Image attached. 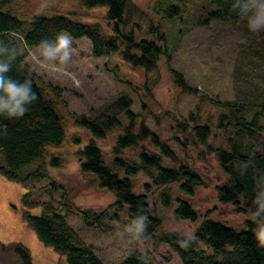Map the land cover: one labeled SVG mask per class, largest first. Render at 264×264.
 Returning <instances> with one entry per match:
<instances>
[{
	"label": "rangeland",
	"instance_id": "rangeland-1",
	"mask_svg": "<svg viewBox=\"0 0 264 264\" xmlns=\"http://www.w3.org/2000/svg\"><path fill=\"white\" fill-rule=\"evenodd\" d=\"M126 1L129 9H134L127 30L135 27L137 37L154 40L147 32L149 27H155L165 37L168 56H162L149 72L131 68L118 55L93 58L88 40H72L64 34L59 40L67 41V46L59 52L57 48L48 51V56L44 50L19 47L38 85L54 103L64 130L59 147H47L43 161L20 171L21 178L36 177L28 179L25 189L0 175V244L22 245L29 252L31 264H66L64 257L38 241L25 222L26 214L41 215L43 203L65 215L67 224L84 244L94 249L102 264H121L133 253L144 255L150 264H181L159 238L175 235L185 243L192 241L205 220L240 231L251 219L235 207L218 202L217 189L227 176L214 154L195 143L191 127L208 126L211 136L207 144L212 149L227 150V139L233 136V131L224 126L219 128L218 117L226 113L224 103L238 104L244 109L246 123L257 117L263 126L264 141V0H254L251 11L237 24L211 22L202 26L198 23L214 10L205 0ZM170 6L178 7L179 15L166 19L162 11ZM2 11L24 23L17 35L20 40L33 18L39 16H66L110 32L105 22L106 8L84 9L80 0H5ZM64 56L66 60L61 59ZM172 72L182 75L193 93H182L174 84ZM122 98L129 106L119 110L116 104ZM129 115L134 116L135 128L144 125L174 155L175 163L161 157L162 166L171 169L183 165L201 182L189 199L181 194L180 184L154 186L151 176L143 173L130 178L133 193L144 196L151 215L161 221L155 238L145 241L138 238L144 230L143 222L130 220L125 211L112 219L115 212L108 208L115 197L99 190L91 177L80 173L77 157L93 141L109 165L116 138L129 126ZM106 116H113L119 128L110 130L101 140H94L74 122L78 118L101 122ZM140 147L126 149L120 157L138 162ZM145 147L150 154L160 156L148 143ZM52 158L58 159V168L47 166ZM3 165L0 152V166ZM41 167L47 179L39 177ZM51 181L63 187L64 202L60 191L51 197L48 194ZM28 191H31L29 200L37 204L32 209H25L22 202ZM177 201L191 206L198 215L196 222L175 216ZM78 212H89V223L99 215L104 216L99 224L87 227ZM255 232L264 240V219L256 224ZM0 264L20 263L15 256L0 253Z\"/></svg>",
	"mask_w": 264,
	"mask_h": 264
},
{
	"label": "trees",
	"instance_id": "trees-1",
	"mask_svg": "<svg viewBox=\"0 0 264 264\" xmlns=\"http://www.w3.org/2000/svg\"><path fill=\"white\" fill-rule=\"evenodd\" d=\"M214 10L207 13L199 26L211 22H224L234 25L241 22L251 11L254 0H205ZM4 1H0V67H5L2 75L5 82L11 81L17 87L27 85L28 95L33 93L36 100L23 105L25 113L19 117H10L7 112H0V152L4 165L0 166V175L8 182L20 184L26 188L28 179L21 178L22 169L30 167L45 159L47 147H59L64 140L61 119L54 103L49 100L38 85L34 72L25 64L19 47L53 51L57 48L59 37L64 34L72 40L86 39L91 45L93 58L118 55L122 63L133 69L145 72L153 70L162 56H168L165 37L159 35L155 27H149L148 35L154 40L139 38L134 28L127 30L131 24L133 10L129 9L126 0H80L84 9L106 8L105 22L110 32L96 24L77 22L66 16L35 17L29 29L17 38L24 23L2 11ZM166 19L179 15L176 6L162 11ZM135 32V33H134ZM175 86L182 93H193L185 84L182 75L171 73ZM8 97L0 91V101L7 102ZM119 110L129 106L125 98L117 104ZM226 113L218 117L219 128H232L233 136L227 139V150L212 149L207 144L211 136L208 126L194 125L191 134L196 144L207 148L214 154L223 173L227 176L225 183L217 189V200L222 205H231L248 214L250 221L245 222V229L236 231L219 222L203 221L196 230L192 241L183 242L175 235L159 238L178 256L181 264H264V240L255 232L256 224L264 219V141L263 126L257 117L246 123L244 109L238 104L224 103ZM134 116L129 115V126L116 138L112 148V161L109 165L103 159L101 151L93 141L77 153L79 171L91 177L99 190L115 197L108 208L117 214L125 211L127 217L144 223L140 240L153 239L161 227V221L152 216L144 196H136L132 190L131 177L139 173L151 176L154 186L180 184V192L192 198L194 190L201 185L200 180L190 168L179 165L177 168L162 166L161 157L176 162L171 151L160 142L153 132L144 125L134 127ZM77 127L89 132L94 140H101L112 129L119 128L113 116H106L101 122L85 118L74 120ZM77 142V141H75ZM156 148L160 156L152 155L145 145ZM77 144V143H76ZM141 145L138 162L121 158L126 149ZM47 164V163H46ZM47 166L58 168V159L52 158ZM152 170V171H151ZM39 177L47 179L44 167L38 170ZM37 174V175H38ZM28 190V189H26ZM61 192L62 202L66 195L61 185L55 181L48 184V194ZM31 191L23 197L25 209L37 206L29 200ZM175 216L179 220L194 223L197 213L186 202L177 201ZM42 213L38 217L25 215L27 226L33 231L38 241L54 253L65 258L66 264H102L94 249L86 245L77 233L67 224L65 215L50 204H41ZM69 212V210H68ZM87 227L100 223L101 216L89 223V212H78ZM111 218V217H109ZM183 245V247L181 246ZM208 251V253L206 252ZM0 253L15 256L20 264H31L29 252L20 244H0ZM121 264H150L144 255L133 253Z\"/></svg>",
	"mask_w": 264,
	"mask_h": 264
},
{
	"label": "clouds",
	"instance_id": "clouds-1",
	"mask_svg": "<svg viewBox=\"0 0 264 264\" xmlns=\"http://www.w3.org/2000/svg\"><path fill=\"white\" fill-rule=\"evenodd\" d=\"M66 46L67 41L60 39L56 51L59 52ZM49 54L48 50H45V55L48 56ZM61 59L66 60L67 57L64 56ZM5 71H7L5 67H0V74H3ZM0 91H3L8 97L7 102L0 101V112H7L10 117L22 116L26 111L23 105L37 98L34 93L31 96L28 95L27 85L17 87L16 84L11 81L5 82L2 75H0ZM181 246L183 247V245Z\"/></svg>",
	"mask_w": 264,
	"mask_h": 264
},
{
	"label": "bare ground",
	"instance_id": "bare-ground-1",
	"mask_svg": "<svg viewBox=\"0 0 264 264\" xmlns=\"http://www.w3.org/2000/svg\"><path fill=\"white\" fill-rule=\"evenodd\" d=\"M9 225H10V223H9ZM30 241V240H29Z\"/></svg>",
	"mask_w": 264,
	"mask_h": 264
}]
</instances>
